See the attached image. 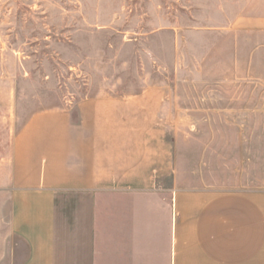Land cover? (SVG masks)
Segmentation results:
<instances>
[{"label":"crops","instance_id":"crops-1","mask_svg":"<svg viewBox=\"0 0 264 264\" xmlns=\"http://www.w3.org/2000/svg\"><path fill=\"white\" fill-rule=\"evenodd\" d=\"M167 106L150 86L35 114L0 163V264H264V176L202 129L188 169Z\"/></svg>","mask_w":264,"mask_h":264},{"label":"rangeland","instance_id":"rangeland-1","mask_svg":"<svg viewBox=\"0 0 264 264\" xmlns=\"http://www.w3.org/2000/svg\"><path fill=\"white\" fill-rule=\"evenodd\" d=\"M261 26L264 0H0V163L35 114L156 86L171 137L185 129L178 150L188 169L198 150L191 129H202L204 148L217 139L219 160L243 153L262 178ZM243 76L249 85L228 82Z\"/></svg>","mask_w":264,"mask_h":264}]
</instances>
